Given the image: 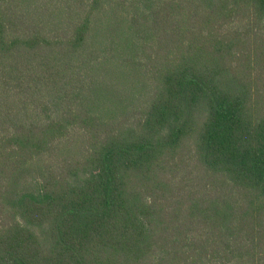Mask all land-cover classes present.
<instances>
[{"label": "trees", "instance_id": "obj_1", "mask_svg": "<svg viewBox=\"0 0 264 264\" xmlns=\"http://www.w3.org/2000/svg\"><path fill=\"white\" fill-rule=\"evenodd\" d=\"M0 264H264V0H0Z\"/></svg>", "mask_w": 264, "mask_h": 264}]
</instances>
